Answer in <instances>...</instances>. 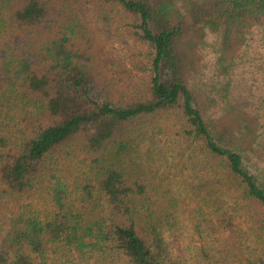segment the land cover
Returning a JSON list of instances; mask_svg holds the SVG:
<instances>
[{"label": "trees", "instance_id": "16d2710c", "mask_svg": "<svg viewBox=\"0 0 264 264\" xmlns=\"http://www.w3.org/2000/svg\"><path fill=\"white\" fill-rule=\"evenodd\" d=\"M260 25L264 0H0V264H264V121L193 81L207 31L227 73Z\"/></svg>", "mask_w": 264, "mask_h": 264}, {"label": "rangeland", "instance_id": "374dc122", "mask_svg": "<svg viewBox=\"0 0 264 264\" xmlns=\"http://www.w3.org/2000/svg\"><path fill=\"white\" fill-rule=\"evenodd\" d=\"M218 42V35L207 31L205 41L200 47L201 60L199 69L193 77L195 87L202 94L209 96L213 114L219 113L220 106L223 105V99L217 93V89L223 88V90L228 91L227 94L231 101L243 108L258 113L260 120L264 121V26H255L248 33L245 45L235 57V62L227 73H218L217 65H215ZM254 160L258 164H262L251 153L250 161L253 162ZM44 192L34 191V199L38 198L40 193L45 194ZM22 200L9 199L7 201L8 205H5L8 209H11V205L13 206L14 202H33V191L25 194ZM43 202H45V199ZM240 221L242 227L248 233L246 239L243 237V240L245 239L242 244L243 251L256 252L264 242V229L259 227V223L256 224L255 221L258 220L254 216L250 217L247 213H243L242 216L240 215ZM188 228L189 230L187 229L186 232H191L190 227ZM193 236L199 242L197 234L193 233Z\"/></svg>", "mask_w": 264, "mask_h": 264}]
</instances>
